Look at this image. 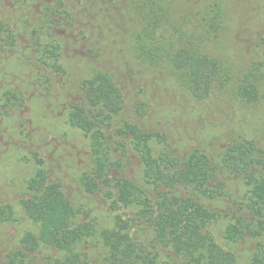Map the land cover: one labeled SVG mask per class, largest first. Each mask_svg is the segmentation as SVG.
Instances as JSON below:
<instances>
[{"label": "trees", "instance_id": "obj_1", "mask_svg": "<svg viewBox=\"0 0 264 264\" xmlns=\"http://www.w3.org/2000/svg\"><path fill=\"white\" fill-rule=\"evenodd\" d=\"M19 211L2 264H264V0H0L1 228Z\"/></svg>", "mask_w": 264, "mask_h": 264}, {"label": "rangeland", "instance_id": "obj_2", "mask_svg": "<svg viewBox=\"0 0 264 264\" xmlns=\"http://www.w3.org/2000/svg\"><path fill=\"white\" fill-rule=\"evenodd\" d=\"M236 49H235V53H236V57L238 56V50H241V46L236 44ZM238 48V49H237ZM169 93H165L166 97H164V99H168L169 101H173L174 106L177 105L176 109H173L175 111V115L171 118L170 116V123L167 125L175 134V137L177 138V140H180L181 142L184 141L185 139H187L188 141L190 140L191 136L193 135H188L187 133H189L190 130H194V132L196 131V123L195 121L192 119L194 117V112L187 110V111H182L181 109L178 108L179 103H182V99L180 100L179 97H181V95L177 94L174 91H166ZM186 104V103H184ZM188 106V104H186ZM246 112V111H245ZM255 113L257 111H254ZM194 127V128H193ZM65 129L68 131V133L70 135H76L77 138H75V140L80 141V139L78 138V136L80 138H82L83 136L79 133H75L73 132L74 130H71L70 128L65 127ZM68 136V135H67ZM191 141V140H190ZM189 144V142H187ZM19 215L21 217L20 222L17 225H7V227L4 226V228H1L0 226V264H2L1 262V257H2V253L5 249V246L7 245L6 240L8 238L14 239V237L16 238V236L22 232V229L24 228H28L32 225V223L24 217L23 212L19 211ZM221 224H215V226L213 227L216 237L218 239V241L221 244H224V239H223V234L221 232ZM240 263L239 264H245L244 260L242 258H240Z\"/></svg>", "mask_w": 264, "mask_h": 264}]
</instances>
